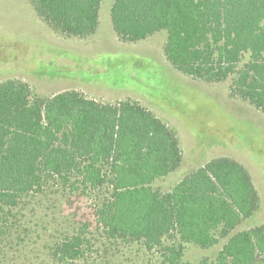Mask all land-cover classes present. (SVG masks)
<instances>
[{
    "label": "trees",
    "instance_id": "1",
    "mask_svg": "<svg viewBox=\"0 0 264 264\" xmlns=\"http://www.w3.org/2000/svg\"><path fill=\"white\" fill-rule=\"evenodd\" d=\"M104 1L29 0L54 34L82 40L96 36ZM111 20L124 43L166 32L177 72L230 81L233 99L264 114V0H115ZM182 165L177 130L139 101L0 82V264H119L130 252L264 264V224L235 233L261 207L250 171L220 157L171 191L154 186ZM223 240L215 261L184 260L188 245Z\"/></svg>",
    "mask_w": 264,
    "mask_h": 264
},
{
    "label": "rangeland",
    "instance_id": "2",
    "mask_svg": "<svg viewBox=\"0 0 264 264\" xmlns=\"http://www.w3.org/2000/svg\"><path fill=\"white\" fill-rule=\"evenodd\" d=\"M114 2L102 3L96 36L82 40L54 34L29 0H0V82L25 80L44 98L78 90L104 103L139 101L177 130L182 145V167L154 186L171 191L207 162L233 158L250 171L261 199L259 211L235 233L263 225L264 114L233 99L230 81L208 84L177 72L164 54L166 32L135 44L120 41L111 20ZM226 242L207 250L188 245L184 260L213 262ZM141 254L130 252L119 264H157Z\"/></svg>",
    "mask_w": 264,
    "mask_h": 264
}]
</instances>
